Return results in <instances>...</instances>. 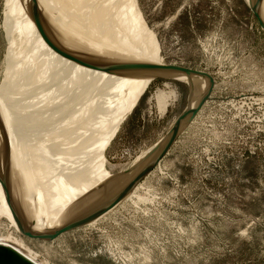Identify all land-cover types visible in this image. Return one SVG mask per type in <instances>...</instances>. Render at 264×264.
Here are the masks:
<instances>
[{
	"label": "rangeland",
	"instance_id": "1",
	"mask_svg": "<svg viewBox=\"0 0 264 264\" xmlns=\"http://www.w3.org/2000/svg\"><path fill=\"white\" fill-rule=\"evenodd\" d=\"M7 1L0 0V86L8 49ZM51 1L56 30H69L64 23L83 25L100 39H115L100 40L92 54L139 63L155 59V45L139 26L140 18L159 43L162 64L207 73L214 85L170 150L115 211L47 242L23 236L0 217V241L16 238L41 264H264V30L248 5L258 8L255 0H32L29 6L42 10L37 3ZM117 11L130 18L117 17ZM74 30L68 33L74 36ZM26 34L29 30L23 29L21 35ZM60 34L53 37L60 41ZM69 43L76 56L90 52L77 40ZM168 77L151 80L98 154L82 148L87 173L106 178L107 188L114 189L107 200L127 180L122 173L151 149L188 103V82ZM190 85L192 97L197 88ZM105 114L71 117V124L84 125L79 132L86 135L87 123L101 128L98 121Z\"/></svg>",
	"mask_w": 264,
	"mask_h": 264
},
{
	"label": "bare ground",
	"instance_id": "2",
	"mask_svg": "<svg viewBox=\"0 0 264 264\" xmlns=\"http://www.w3.org/2000/svg\"><path fill=\"white\" fill-rule=\"evenodd\" d=\"M260 1L255 0L264 20V0ZM6 3L3 27L8 49L5 76L0 86V178L3 181V187L0 185V217L6 218L18 232L52 234L76 216L93 214L85 219L88 222L96 214L94 212L103 211L109 204L105 201L114 189L107 188L110 182L106 178L87 173L89 167L84 166L86 151L82 148L89 146L87 152L98 154L97 150L115 129H119L153 77L166 75L192 83L197 88L192 96V107L213 80L204 72L175 70L162 64L159 43L140 18L139 26L156 49L155 59L141 63L137 62L140 60L101 58L98 51L92 54L100 40L110 42L115 39L110 36L100 39L83 25L64 23L69 30L64 31L62 27L61 31L56 30L53 24L58 27L59 21L52 1L49 5L37 3L44 10L31 9L32 0H8ZM117 12V17L130 18L127 12ZM100 13L109 16L107 12ZM21 21L30 26L25 27ZM20 28L29 30L30 35L22 36ZM75 28L77 34L71 32L74 36L70 35L68 31H76ZM61 32L58 41L53 36L61 35ZM68 34L73 40L68 39L71 38ZM69 40L83 43L90 52L83 50L79 52L80 56L72 54L76 49L71 47ZM100 113H106V117L98 121L103 126L96 128L92 126L94 122L87 123L90 128L86 135L79 132L84 125L71 124V117L97 118ZM87 137H90L89 143L85 142ZM112 138L102 153L104 162ZM72 145L78 148L75 153H72L74 149L70 150ZM151 156L149 154L146 161ZM133 176H124L127 180L120 183V188ZM116 183L118 179L114 185ZM113 210L116 208L110 212ZM106 215L96 221L89 220L91 222L86 226L94 225ZM9 238L13 242L0 241V245L12 247L35 264H41L38 255L16 238Z\"/></svg>",
	"mask_w": 264,
	"mask_h": 264
},
{
	"label": "water",
	"instance_id": "3",
	"mask_svg": "<svg viewBox=\"0 0 264 264\" xmlns=\"http://www.w3.org/2000/svg\"><path fill=\"white\" fill-rule=\"evenodd\" d=\"M248 5L252 11V13L257 18L258 22L260 23L262 29L264 30V23L260 19V16L257 12V8L253 5H251L248 2ZM169 68L175 69V70H181L190 72L192 70L179 67V66H169ZM155 78V77H153ZM214 85L213 82H209L207 87L205 88L204 92L201 94L200 98H198V102L195 105V107H192V100L191 97V85L188 82L189 86V100L185 107V109L181 112V114L176 118V120L169 126L167 131L164 133V135L157 140L151 148L148 149L144 153L141 154V156L133 163L130 169L122 173L123 176H129L134 175L130 181L123 185L120 190H118L111 198L110 200H106V203H110V206H107L102 211H96L94 217L91 219H88V222L85 221V219L88 217L93 216V214H90V216L86 213L82 217L76 216L72 220L68 221L64 226L59 228L56 232L52 233L49 236H42L37 237L34 235H31L28 232H25L24 230H20V233L29 238V239H37L39 241H52L56 239L58 236L65 234L67 232H70L72 230L81 228L83 226L88 225L91 221H96L103 215L108 214L112 209H115L119 204H121L126 198L129 196V194L134 190V188L144 179L146 178L151 171L155 168V166L159 163V161L165 156V154L170 150L174 142L176 141V138L180 135V133L183 131L184 127L190 123L192 118L194 117V114L198 110V108L206 101L209 100L210 93L212 92V86ZM193 105V106H194ZM152 154L150 160L146 161V157ZM135 171V172H134ZM121 175V174H120ZM109 199V198H108ZM104 203V202H103ZM79 218V219H78ZM78 219V220H77ZM77 220V221H76ZM89 220H91L89 222ZM0 264H35L31 259H29L24 254L20 253L16 249L0 245Z\"/></svg>",
	"mask_w": 264,
	"mask_h": 264
}]
</instances>
